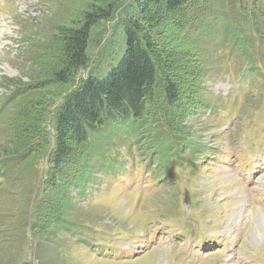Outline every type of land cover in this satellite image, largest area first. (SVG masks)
<instances>
[{"label":"rangeland","instance_id":"374dc122","mask_svg":"<svg viewBox=\"0 0 264 264\" xmlns=\"http://www.w3.org/2000/svg\"><path fill=\"white\" fill-rule=\"evenodd\" d=\"M204 2L221 4V0ZM129 3L134 4V0H0V103L6 95H15L30 84L43 87L37 96L46 101L41 112L38 105L26 115L23 106L36 94L26 89L24 96L9 102L0 113V163L16 161L0 185V264H12L14 257L13 264H264V238L255 237L264 228L255 220L262 216L264 221V69L257 81L237 79L245 64L243 57L225 60L207 30L200 33L193 28L198 16L208 13L201 9L200 0H188L175 13L153 5L150 9L155 13L150 18H132L142 29L148 26L154 47L170 54L169 67L163 66L162 73L168 70L179 77V124L184 140L201 153L193 156L192 148L185 147L180 156L171 155L161 168L165 179L152 183L151 176L159 177L157 164L144 149L143 137L132 138L119 130L101 147L118 151L116 165L105 169L99 155L88 158L86 170L90 174L81 182H74V170L63 168L67 184L57 187L60 199L54 204L43 202L42 198L52 192L47 151L54 137L53 119L64 100L80 90L87 78L108 73L111 61L121 51L123 39L118 29L127 16L125 11L132 12ZM114 6L113 17L98 20L90 31L85 65L73 68L63 81L52 79V67L58 70L66 61L63 45L84 25L87 14ZM207 22L217 27L214 21ZM259 45L257 53L264 50V38ZM192 76L198 92H191ZM168 109L174 110V106ZM38 113L35 136L43 144L34 146L31 138L29 145H23V140H29L28 131L22 128L28 126L30 118L24 124L21 119ZM157 122L162 124L163 119ZM252 143L259 148H250ZM120 157L125 158L126 167L124 163L120 166ZM252 158H259L260 167H254ZM146 163L150 167L143 171ZM233 175L235 178H230ZM236 176L240 180L237 185ZM185 189L187 197L190 189L197 208L190 210L186 204L189 224L181 221L174 228L184 233L172 234L160 224L179 213ZM239 193L249 208L240 202ZM68 195L70 202L65 199ZM40 203H44L41 213L62 220H55L43 234L32 225ZM143 217L148 218V233L141 223ZM96 227L107 230L111 244L125 248L120 250L121 258L136 242L120 235L123 230L134 238L145 235L146 240L135 244H140V251L146 246L154 251L124 259L118 251L93 258L91 252L102 249L96 245L86 249L80 239L90 240L88 233L96 235ZM193 228L204 237L219 236V243L198 254L195 244L202 237L191 235ZM96 241L103 249L111 247Z\"/></svg>","mask_w":264,"mask_h":264},{"label":"trees","instance_id":"16d2710c","mask_svg":"<svg viewBox=\"0 0 264 264\" xmlns=\"http://www.w3.org/2000/svg\"><path fill=\"white\" fill-rule=\"evenodd\" d=\"M200 1L201 9L208 13L200 14L198 22L190 25L200 33L207 30L225 60L243 57L245 64L242 65L237 79H245L247 82L259 80L258 73L264 69V50L259 53L256 51L261 48L259 43L264 38V11H262L264 0H221V4H211L212 6L209 2L205 4L204 0ZM187 3L188 0H134V4L126 5L131 6L132 12L125 11L127 16L119 24L122 25L118 29V35L123 39L121 51L117 54V58L111 61L108 73L98 78H87L80 90L64 100L53 119L54 137L47 151L52 192L42 198L43 202L54 204V200L60 199L57 187L67 184L63 168L74 170L71 172L74 182H81L84 176L87 179V175L90 174L89 170H86L87 159L92 160L95 155L101 157L105 169H110L115 159L111 155L112 148L101 147L113 133L119 130L120 133H128L134 138L141 135L144 149H148L149 154L161 156L163 160L160 161L159 158V162L162 164L168 159L166 154L174 153L180 156L187 147L192 148L193 156L201 153L200 148H193L184 140L185 134L179 124L182 114V107L179 105L182 96L177 83L179 77L177 74H170L168 70L167 73H162L163 66L167 69L169 67L170 54H164V49L159 50L154 47L153 41L148 38L150 31L148 26L142 29L132 18V15L135 19L150 18L155 13L150 9L153 5L162 6L167 12L175 13ZM115 8V6L107 9L96 8L95 11L87 14L84 25L77 28L63 45L66 61L58 70L52 67L50 73L52 79L63 81L73 68L85 65L86 45L93 25L100 19L108 18L109 15L112 18L116 12ZM207 15V20L214 21L217 27L209 25L205 19ZM191 78L189 82V85H192L191 92H198L199 87L196 91L197 87L195 88L193 83L195 77ZM26 89L36 94L27 98L23 113L29 115L28 111L38 105L41 112L46 101L44 97L38 98L37 94L44 90L43 87L30 84L25 87ZM25 90H18L15 95H6L0 103V113L6 109L9 102L24 96L27 93ZM158 100L160 103L157 102ZM171 105L174 106V110L168 109ZM177 105L180 107L175 109ZM40 115L38 113L32 117H22L21 124L30 118L28 126L24 125L22 128L28 131L29 140V142L23 140V145H29L31 138L35 139L34 142L32 140L34 146L43 144V140L41 138L38 140V136H35L38 134L37 125ZM157 119H163L162 124L157 122ZM144 128L148 132L145 133ZM82 153L85 157L81 156ZM15 163V160L0 163V185ZM66 198L70 202L71 197L68 195ZM43 204L40 205L38 209L40 211L32 222L34 227L38 226L35 230L41 234L49 225H54L55 220L62 221L61 218L57 219L41 213ZM38 205L39 202L36 206ZM171 232L176 231L171 230ZM14 258L11 259L12 264Z\"/></svg>","mask_w":264,"mask_h":264},{"label":"bare ground","instance_id":"6f19581e","mask_svg":"<svg viewBox=\"0 0 264 264\" xmlns=\"http://www.w3.org/2000/svg\"><path fill=\"white\" fill-rule=\"evenodd\" d=\"M250 148H259L255 143H252L251 144V147ZM250 148H248V150H247V152L249 153V154H252V153H250ZM118 152V151H117ZM153 154V153H152ZM174 153H168V154H166L165 156L167 157V158H169L171 155H173ZM253 155V154H252ZM151 159H153V162L155 163V164H157V166H160L162 163L161 162H159V158L161 159V156H157V155H152L151 157H150ZM246 159H247V165H250V162L248 161L249 159L246 157ZM163 159H161L160 161H162ZM168 160V159H167ZM263 162H264V160H262ZM252 162L254 163V167H260V165H259V158H252ZM118 163V159H114L113 161H112V165L114 166V165H116ZM125 164V166H126V162H125V158H122V157H120V166L122 165V164ZM101 166H103L102 165V163H101ZM150 167V163H146V165H145V167H143V170L144 169H147V168H149ZM124 170H125V167H124ZM161 176L162 177H164V174H161ZM235 175H233L232 177H230V178H235L234 177ZM86 180V179H85ZM84 180V181H85ZM239 180V179H238ZM237 180V176H236V179H235V183H236V185L237 184H239L238 182L240 181H238ZM233 188V186L231 185L230 186V190ZM239 188V187H238ZM240 190V189H239ZM236 192H238V191H236ZM238 196H239V198H241V203L242 204H244L245 206H246V208H249V207H247V204L243 201V196H242V193H239L238 194ZM187 203H188V205H189V209L191 210V209H194V208H197L195 205H193V203H192V199L191 198H189L188 200H187ZM186 203V204H187ZM258 210H260V209H258ZM256 211V210H255ZM263 211V210H262ZM187 218H188V216H186L184 213H182V212H179L178 214H176V216H174V217H170V218H168L167 220H166V222H162L161 224H160V226H162V225H169L171 228H173V229H175L174 227H176L178 224H180L181 223V221H184V224L187 226L188 224H189V221L187 220ZM157 219V218H156ZM148 218L147 217H143L142 218V222L141 223H143L144 222V224H145V226H146V228H145V230L147 231V233L150 231V229H149V227H147V223H148ZM256 222L258 223V225H263L264 226V221H263V217L262 216H259V217H257L256 219ZM147 221V222H146ZM175 230H177V231H179V233H184V232H181V230L180 229H175ZM95 231H96V235H93V234H91V233H89V234H91V235H93V236H95V238H96V240H100V241H103L104 243H110V241H108L107 240V237H106V235H107V230H104V229H102V228H95ZM135 231H137V230H135ZM185 232H186V229L184 230ZM189 233L192 235V229H191V231L189 230ZM255 237H258V238H261V237H263L264 238V228H260L259 230H258V232L255 234ZM111 244V243H110ZM158 244V243H157ZM115 245H113V244H111V247H114ZM157 247L158 248H160V246H159V244L157 245ZM148 250H150V251H154L152 248H148V249H145V250H143L142 252H140V253H144V251H148ZM164 249H161L160 248V251H163ZM92 253V257L93 258H95L96 257V255L98 254V253H96V252H91ZM147 253H150V252H145L144 254H147ZM154 254H155V252H154ZM138 255H140V254H138Z\"/></svg>","mask_w":264,"mask_h":264}]
</instances>
